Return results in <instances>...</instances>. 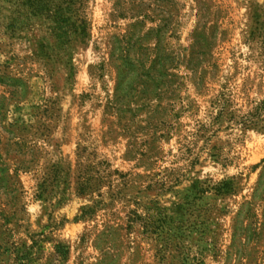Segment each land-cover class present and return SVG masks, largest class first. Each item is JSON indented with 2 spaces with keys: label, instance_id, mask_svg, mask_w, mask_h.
Masks as SVG:
<instances>
[{
  "label": "rangeland",
  "instance_id": "obj_1",
  "mask_svg": "<svg viewBox=\"0 0 264 264\" xmlns=\"http://www.w3.org/2000/svg\"><path fill=\"white\" fill-rule=\"evenodd\" d=\"M0 264H264V0H0Z\"/></svg>",
  "mask_w": 264,
  "mask_h": 264
}]
</instances>
